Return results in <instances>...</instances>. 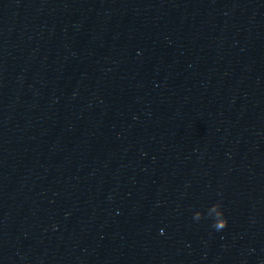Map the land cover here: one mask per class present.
Wrapping results in <instances>:
<instances>
[{"label": "water", "instance_id": "water-1", "mask_svg": "<svg viewBox=\"0 0 264 264\" xmlns=\"http://www.w3.org/2000/svg\"><path fill=\"white\" fill-rule=\"evenodd\" d=\"M0 264H264V0H0Z\"/></svg>", "mask_w": 264, "mask_h": 264}]
</instances>
